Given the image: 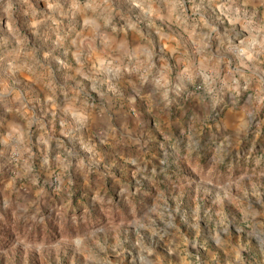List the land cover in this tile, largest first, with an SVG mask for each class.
<instances>
[{
  "label": "rangeland",
  "instance_id": "1",
  "mask_svg": "<svg viewBox=\"0 0 264 264\" xmlns=\"http://www.w3.org/2000/svg\"><path fill=\"white\" fill-rule=\"evenodd\" d=\"M0 264H264V0H0Z\"/></svg>",
  "mask_w": 264,
  "mask_h": 264
}]
</instances>
